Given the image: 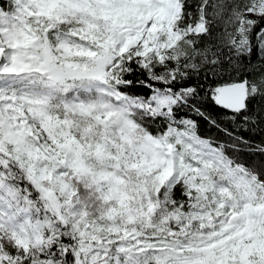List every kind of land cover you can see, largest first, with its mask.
Instances as JSON below:
<instances>
[{
	"label": "snow or ice",
	"instance_id": "snow-or-ice-1",
	"mask_svg": "<svg viewBox=\"0 0 264 264\" xmlns=\"http://www.w3.org/2000/svg\"><path fill=\"white\" fill-rule=\"evenodd\" d=\"M0 264H264V0H0Z\"/></svg>",
	"mask_w": 264,
	"mask_h": 264
}]
</instances>
